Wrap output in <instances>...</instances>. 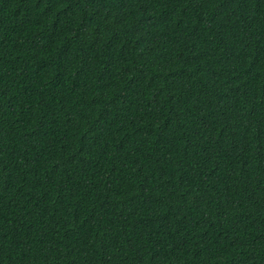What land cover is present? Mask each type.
<instances>
[{
	"label": "trees",
	"instance_id": "16d2710c",
	"mask_svg": "<svg viewBox=\"0 0 264 264\" xmlns=\"http://www.w3.org/2000/svg\"><path fill=\"white\" fill-rule=\"evenodd\" d=\"M0 264H264V0H0Z\"/></svg>",
	"mask_w": 264,
	"mask_h": 264
}]
</instances>
